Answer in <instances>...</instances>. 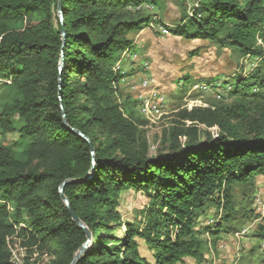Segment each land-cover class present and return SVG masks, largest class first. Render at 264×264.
<instances>
[{
    "label": "trees",
    "instance_id": "obj_1",
    "mask_svg": "<svg viewBox=\"0 0 264 264\" xmlns=\"http://www.w3.org/2000/svg\"><path fill=\"white\" fill-rule=\"evenodd\" d=\"M144 4L157 5L0 0V135L14 138L0 144V264H9L12 237L53 264H73L87 237L69 209L90 234L74 264L200 262L199 226L215 213L229 230L234 190L264 180V115L249 117L241 104L185 113L184 121L217 129L215 137L175 128L167 152L149 155L137 102L117 95L123 59L139 53L130 38L149 24L135 19ZM195 13L170 32L209 41L237 61L258 59L229 86L235 99H264V53L255 48L264 45V0H204ZM127 193L147 204L122 223ZM219 224L205 230L220 233Z\"/></svg>",
    "mask_w": 264,
    "mask_h": 264
},
{
    "label": "rangeland",
    "instance_id": "obj_2",
    "mask_svg": "<svg viewBox=\"0 0 264 264\" xmlns=\"http://www.w3.org/2000/svg\"><path fill=\"white\" fill-rule=\"evenodd\" d=\"M203 1L155 0L156 6L144 4L135 15V19L143 17L149 24L130 38L139 53L136 57L123 59L125 74L117 86V95L120 103L124 100L137 102V115L145 122L141 130L148 142L150 156L167 152L169 136L175 128L192 125L197 128L201 140H204V132L215 137L217 129H207L204 125L183 120V115L194 109L207 110L213 106L236 108L241 104L249 117L264 115V99H235L231 94L232 86H229L233 77L246 76L248 71L245 69L255 70L258 59L245 58L237 61L229 50L214 48L209 41L184 39L170 32L188 22ZM255 48L264 53L261 41L257 40ZM211 84L214 88H211ZM154 107L161 108L155 111ZM240 108L237 107L236 110ZM13 139L12 135H0V144ZM23 147L24 144L20 143L18 149L22 150ZM263 190L264 180L260 177L247 190H234L237 216L229 223L230 229L227 230V225L221 221L220 224L215 222V213H210L206 223L198 228V238L204 243L202 260L196 262L185 259V262L263 264L264 238L259 237L264 230ZM146 204L147 199L140 193L122 194L118 211L121 222L134 220L138 211ZM141 224L145 226V222ZM217 224L220 226V233L211 235L205 230ZM122 234L121 226L116 228L113 236L120 238ZM140 248L141 251L144 250L142 245ZM7 250L9 264H53L54 261L36 248H24L23 243L14 237L7 240ZM145 256L150 257L149 254Z\"/></svg>",
    "mask_w": 264,
    "mask_h": 264
},
{
    "label": "water",
    "instance_id": "obj_3",
    "mask_svg": "<svg viewBox=\"0 0 264 264\" xmlns=\"http://www.w3.org/2000/svg\"><path fill=\"white\" fill-rule=\"evenodd\" d=\"M62 117L64 118V115H62ZM80 137L83 138V136L80 133H77ZM62 187L60 189V194L62 193ZM61 199L64 202V204L68 207V203L65 200L64 196L61 195ZM69 208V207H68ZM70 215L72 217L73 222L77 225V227H79L80 229H82L84 231V233L86 234L87 237V242L82 246V248L79 250V252L77 253V255L75 256L74 260H73V264L78 260V258L87 250V247L89 245V241H90V234L87 232V230L84 228V226L81 224V222L73 215V213L71 212V210L69 209Z\"/></svg>",
    "mask_w": 264,
    "mask_h": 264
},
{
    "label": "built area",
    "instance_id": "obj_4",
    "mask_svg": "<svg viewBox=\"0 0 264 264\" xmlns=\"http://www.w3.org/2000/svg\"><path fill=\"white\" fill-rule=\"evenodd\" d=\"M162 33H163V30H162ZM149 86H148V81H147V88H148ZM135 89V88H134ZM144 89H146V88H144ZM165 102H163V104H164ZM161 107H154V110L155 111H157V110H159ZM263 193H264V190H263Z\"/></svg>",
    "mask_w": 264,
    "mask_h": 264
}]
</instances>
